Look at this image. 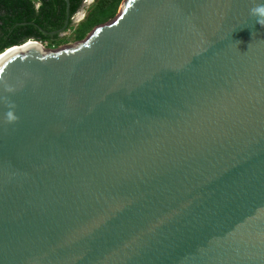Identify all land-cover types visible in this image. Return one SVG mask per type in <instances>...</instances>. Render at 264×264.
Masks as SVG:
<instances>
[{"label":"water","instance_id":"1","mask_svg":"<svg viewBox=\"0 0 264 264\" xmlns=\"http://www.w3.org/2000/svg\"><path fill=\"white\" fill-rule=\"evenodd\" d=\"M253 3L123 0L0 53V264H264Z\"/></svg>","mask_w":264,"mask_h":264},{"label":"trees","instance_id":"2","mask_svg":"<svg viewBox=\"0 0 264 264\" xmlns=\"http://www.w3.org/2000/svg\"><path fill=\"white\" fill-rule=\"evenodd\" d=\"M123 0H96L85 18L77 25L70 21L68 30L77 40L84 39L98 24L113 18ZM85 0H70L71 17L76 15ZM65 0H0V53L21 45L31 38L49 47H57L68 38L44 33L61 28L66 19Z\"/></svg>","mask_w":264,"mask_h":264},{"label":"clouds","instance_id":"3","mask_svg":"<svg viewBox=\"0 0 264 264\" xmlns=\"http://www.w3.org/2000/svg\"><path fill=\"white\" fill-rule=\"evenodd\" d=\"M249 13L255 18L256 22L261 26H264V0H254L253 6L249 9ZM7 91L11 92L14 91V89L9 87L7 88ZM3 119L9 123L15 122L19 119L14 104L8 105V110L3 114Z\"/></svg>","mask_w":264,"mask_h":264},{"label":"rangeland","instance_id":"4","mask_svg":"<svg viewBox=\"0 0 264 264\" xmlns=\"http://www.w3.org/2000/svg\"><path fill=\"white\" fill-rule=\"evenodd\" d=\"M96 0H87V3H86V5H85V7L83 8V9H81L80 11H79V13H77L76 15H75V19L77 20L78 19V17H81V15H85L86 16V14H87V12H88V8H89V6H91L94 2H95ZM119 10H120V7H119ZM119 10H118V12H119ZM117 12V13H118ZM85 18V17H84ZM83 18V19H84ZM83 19H81L80 21H82ZM79 21V22H80ZM79 22H76L75 23V25H77ZM72 32L73 31H71V30H67L66 32H65V34L63 35V36H61V37H65V38H68V39H66V41L65 42H63L61 45H59V46H62V45H65V44H73V43H75L76 41H79V40H77V39H75L74 38V35L72 34ZM88 35V34H87ZM45 45V44H44ZM47 48H49V46H47V45H45ZM59 46H57V47H59Z\"/></svg>","mask_w":264,"mask_h":264}]
</instances>
